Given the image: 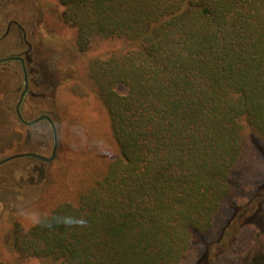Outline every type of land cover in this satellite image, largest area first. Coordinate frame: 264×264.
<instances>
[{
	"label": "trees",
	"instance_id": "16d2710c",
	"mask_svg": "<svg viewBox=\"0 0 264 264\" xmlns=\"http://www.w3.org/2000/svg\"><path fill=\"white\" fill-rule=\"evenodd\" d=\"M39 1L79 55L66 60L57 98L86 94L95 104L78 114L103 115H72L82 135L61 159L55 201L32 226L15 223L11 243L54 264H183L208 246L237 176L255 171L264 0Z\"/></svg>",
	"mask_w": 264,
	"mask_h": 264
},
{
	"label": "rangeland",
	"instance_id": "374dc122",
	"mask_svg": "<svg viewBox=\"0 0 264 264\" xmlns=\"http://www.w3.org/2000/svg\"><path fill=\"white\" fill-rule=\"evenodd\" d=\"M47 1L58 3V0ZM45 16L46 14L39 15L41 22L36 24L41 37L37 47L47 55L49 74L52 73L57 79H61L65 76V72L60 67L67 59L77 58L79 55L63 40L65 39L66 42L72 41L70 32L58 23L48 21ZM109 45H112V43L109 42ZM97 46L95 52L103 44H97ZM70 92V89L59 91L58 100H61V96L66 102L70 101L71 106L66 108L61 101H58V104L62 103L61 108L59 105L61 113L59 157L48 167L44 181L32 184L29 183V180H26V195L20 193L17 194L19 196L13 195L9 199V194L0 197V264L55 263L51 258L24 257L16 250L10 239L15 223L19 222L28 228L38 222L51 209L55 201L53 179L63 178L64 170L61 166V159L63 157L67 159L68 157L69 160L73 154L72 149L73 143L76 142L75 139L82 135L78 136L73 125L72 115H103L100 111L94 113L93 110L78 114L79 108L84 106L89 109L95 103L88 102V106L85 102L88 101V95L83 94L75 98L74 93L71 92L70 94ZM74 111H76V114L72 113ZM0 113H2L1 109ZM88 119H84V122L81 120L83 125ZM1 125L4 124H2L0 118V134L3 133ZM3 140L4 137L0 135V152L3 150V145H1ZM74 146H76V143ZM253 149V152H250L247 156L248 160H252L255 168L253 177L247 178V176H241V173L237 176V181L234 182L235 196L232 198V205L221 211L215 221L214 228L204 237V241L208 246L202 243L195 245L183 264H245L264 254V187L261 186L264 181V140H258ZM1 154L0 158L3 157ZM14 181L17 182V179ZM16 187L21 188V185L17 183ZM235 205L240 206V208L234 215L233 206ZM8 207L9 209H7ZM224 232L227 233L225 238H227L229 246L221 239ZM207 254L208 259H205Z\"/></svg>",
	"mask_w": 264,
	"mask_h": 264
},
{
	"label": "flooded vegetation",
	"instance_id": "af4514ba",
	"mask_svg": "<svg viewBox=\"0 0 264 264\" xmlns=\"http://www.w3.org/2000/svg\"><path fill=\"white\" fill-rule=\"evenodd\" d=\"M42 14L38 0H0V161L18 155L0 164V197L8 199L27 194L26 180L44 181L60 149L61 79L49 74L47 55L37 47Z\"/></svg>",
	"mask_w": 264,
	"mask_h": 264
},
{
	"label": "water",
	"instance_id": "95a60500",
	"mask_svg": "<svg viewBox=\"0 0 264 264\" xmlns=\"http://www.w3.org/2000/svg\"><path fill=\"white\" fill-rule=\"evenodd\" d=\"M15 156H18V155H15ZM15 156H11V157H9V158H6V159L1 160V161H0V164L3 163L4 161L8 160V159L14 158Z\"/></svg>",
	"mask_w": 264,
	"mask_h": 264
}]
</instances>
